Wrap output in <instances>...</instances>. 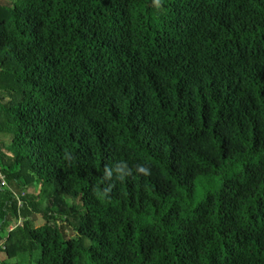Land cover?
I'll use <instances>...</instances> for the list:
<instances>
[{
	"label": "trees",
	"instance_id": "obj_1",
	"mask_svg": "<svg viewBox=\"0 0 264 264\" xmlns=\"http://www.w3.org/2000/svg\"><path fill=\"white\" fill-rule=\"evenodd\" d=\"M0 173V264H264V0H0Z\"/></svg>",
	"mask_w": 264,
	"mask_h": 264
},
{
	"label": "rangeland",
	"instance_id": "obj_2",
	"mask_svg": "<svg viewBox=\"0 0 264 264\" xmlns=\"http://www.w3.org/2000/svg\"><path fill=\"white\" fill-rule=\"evenodd\" d=\"M35 191H37V189H35ZM43 222H44V221H43L41 218L38 217L37 220L35 221V225H36V226H39V225L43 224ZM13 226H14V224H11V225L9 226L8 229L10 230ZM38 255H39V254L37 253V256H38ZM0 256H1V258H2V257H5V255H0ZM8 261H9V260H8Z\"/></svg>",
	"mask_w": 264,
	"mask_h": 264
},
{
	"label": "built area",
	"instance_id": "obj_3",
	"mask_svg": "<svg viewBox=\"0 0 264 264\" xmlns=\"http://www.w3.org/2000/svg\"><path fill=\"white\" fill-rule=\"evenodd\" d=\"M0 179H1V180L3 179V176L1 175V173H0ZM2 183H4L3 180H2ZM11 229H12V228H11ZM11 229H10V230H11ZM8 230H9V229H8ZM1 246H2V245H1Z\"/></svg>",
	"mask_w": 264,
	"mask_h": 264
}]
</instances>
